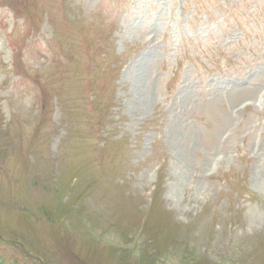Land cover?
I'll list each match as a JSON object with an SVG mask.
<instances>
[{
    "label": "rangeland",
    "instance_id": "374dc122",
    "mask_svg": "<svg viewBox=\"0 0 264 264\" xmlns=\"http://www.w3.org/2000/svg\"><path fill=\"white\" fill-rule=\"evenodd\" d=\"M0 264H264V0H0Z\"/></svg>",
    "mask_w": 264,
    "mask_h": 264
}]
</instances>
